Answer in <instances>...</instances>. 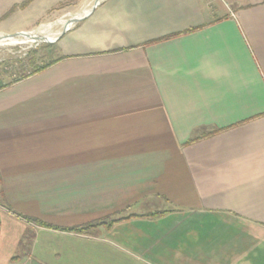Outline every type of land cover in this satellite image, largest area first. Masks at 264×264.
Masks as SVG:
<instances>
[{
	"label": "crops",
	"instance_id": "crops-1",
	"mask_svg": "<svg viewBox=\"0 0 264 264\" xmlns=\"http://www.w3.org/2000/svg\"><path fill=\"white\" fill-rule=\"evenodd\" d=\"M63 1L11 0L0 35ZM62 32L0 83V264H264V0H101Z\"/></svg>",
	"mask_w": 264,
	"mask_h": 264
},
{
	"label": "rangeland",
	"instance_id": "rangeland-1",
	"mask_svg": "<svg viewBox=\"0 0 264 264\" xmlns=\"http://www.w3.org/2000/svg\"><path fill=\"white\" fill-rule=\"evenodd\" d=\"M10 1L11 0H0V2L6 3L5 5H0V30L10 31L11 29V31H13L15 27L22 28L24 25H27L25 22L26 20L22 19L20 16L13 15L10 17V14L12 13L9 12L12 8L9 4L11 3ZM91 6L92 4L76 7L71 5V1L67 0V2L63 1L60 6H57V8L68 7L70 9H78V12L77 10L76 12L79 14L83 13L86 9H90ZM55 8L53 9L55 10ZM57 12L58 11H55L54 15H51V17L49 16L47 20H45V22L34 31V33L39 35L43 34L52 37V39H56L64 28V22L77 15L75 12H63L62 14H58ZM1 18H3V20ZM15 39L19 40V42L15 44H0V83L17 78L46 63L50 58V48L54 44L48 42H31L25 37H17ZM26 218L27 220H30L28 219L30 218L29 216H26ZM34 222L46 227H53L51 224L43 221L36 220Z\"/></svg>",
	"mask_w": 264,
	"mask_h": 264
},
{
	"label": "water",
	"instance_id": "water-1",
	"mask_svg": "<svg viewBox=\"0 0 264 264\" xmlns=\"http://www.w3.org/2000/svg\"><path fill=\"white\" fill-rule=\"evenodd\" d=\"M101 0H95V3L92 7V9L87 13V14H84V15H75L74 17L70 18L64 25V29H63V32H66L71 25L79 22L80 20L84 19L89 13H91L100 3ZM42 37V39L44 40L43 42H48V43H52L54 41H56L58 38L56 39H53V40H46L45 41V36L43 37L42 35H39V34H36L34 32H18V33H15V34H6V35H0V41H3V40H7V39H15L17 37H25V38H37V37Z\"/></svg>",
	"mask_w": 264,
	"mask_h": 264
},
{
	"label": "trees",
	"instance_id": "trees-1",
	"mask_svg": "<svg viewBox=\"0 0 264 264\" xmlns=\"http://www.w3.org/2000/svg\"><path fill=\"white\" fill-rule=\"evenodd\" d=\"M158 213H160V212H156L155 214H158ZM28 219L36 221L33 218H28ZM112 222H113V220L109 221L108 224L110 225ZM40 223H42V222H40ZM100 223H102V221L93 222L91 224H87L84 226H76V227H72V228H61V229L70 230V231H77V232H87V231L91 230L92 227H95L96 225H98ZM42 224H44V223H42Z\"/></svg>",
	"mask_w": 264,
	"mask_h": 264
},
{
	"label": "bare ground",
	"instance_id": "bare-ground-1",
	"mask_svg": "<svg viewBox=\"0 0 264 264\" xmlns=\"http://www.w3.org/2000/svg\"><path fill=\"white\" fill-rule=\"evenodd\" d=\"M90 10L89 9H87V10H85L82 14H78V16H82L83 14H86V13H88ZM67 21H65L64 22V25H65V23H66ZM40 35H42L43 37L45 36V35H43V34H40ZM29 41H31V42H43L44 40L42 39V37H37V38H27ZM46 40H53L52 39V37H50V36H45V41ZM20 41H22V40H20ZM17 42H19V40H17V39H7V40H3V41H0V44L1 43H10V44H15V43H17Z\"/></svg>",
	"mask_w": 264,
	"mask_h": 264
}]
</instances>
